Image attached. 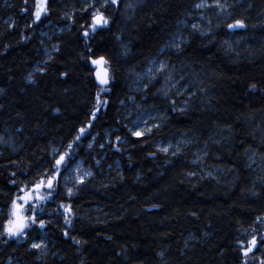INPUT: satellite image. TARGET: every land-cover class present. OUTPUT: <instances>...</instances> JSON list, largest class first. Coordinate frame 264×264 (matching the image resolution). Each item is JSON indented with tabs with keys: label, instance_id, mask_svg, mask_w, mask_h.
<instances>
[{
	"label": "trees",
	"instance_id": "1",
	"mask_svg": "<svg viewBox=\"0 0 264 264\" xmlns=\"http://www.w3.org/2000/svg\"><path fill=\"white\" fill-rule=\"evenodd\" d=\"M200 1L120 0L101 8L110 24L85 40L81 26L94 9H83L93 0H48L36 23L24 0H0V225L18 188L71 153L43 202L45 227L0 237V264L264 262V172L248 162L264 156V0H229L196 30ZM237 20L244 27H227ZM89 56L109 61L106 105L96 103ZM158 60L185 93L170 89L164 70L134 91ZM130 107L157 117L140 139ZM181 139L179 151L157 148ZM76 162L90 174L69 196L65 177Z\"/></svg>",
	"mask_w": 264,
	"mask_h": 264
},
{
	"label": "snow or ice",
	"instance_id": "2",
	"mask_svg": "<svg viewBox=\"0 0 264 264\" xmlns=\"http://www.w3.org/2000/svg\"><path fill=\"white\" fill-rule=\"evenodd\" d=\"M97 2L98 0H93V3L87 4L83 9L84 12H87L88 8L94 9L91 14L90 22L81 26L85 29L82 33L85 40L90 37L91 33H95L97 29H103L109 26L110 20L104 14V12L101 11V8H107L109 5H119L120 0H103V2L100 4V7H96ZM28 3L29 0H24L25 6L22 8V11L26 13L31 12V15L34 18L33 23L39 22L42 16L47 15L48 0H35L34 9H29ZM216 6L221 8L223 7V5L219 3V0H216ZM129 7H132V5H129ZM196 7L201 8L203 5L198 3L196 4ZM227 27L229 29H234L236 27H244V24L242 21L237 20L234 24H228ZM193 28L198 30L197 25L195 24L193 25ZM88 51L92 52V49L89 48ZM88 60L92 66V74L94 75L95 81L101 86L100 91L97 92L96 103L97 105H106L108 101L101 99V93L109 90L107 86L110 84L112 79L109 61L104 56H99L96 58L89 56ZM164 67H166V65L162 64L158 71L163 70ZM149 71H151V69ZM62 75H66V73H62ZM98 111L99 108L96 109V112ZM96 112L92 113L93 119L96 118ZM90 126L91 124H89V127ZM84 133L85 128L82 127L80 129V134L83 135ZM132 136L140 139L142 138L143 133L141 131H133ZM76 139L78 140L80 137L77 136ZM119 139L120 137H117V140ZM69 147H71V145H69ZM163 150L165 152L167 151V149ZM70 155L71 153H65L60 155L58 159H55L52 173L43 174L41 178L31 187L25 185L24 187L18 188L17 194L11 199V203L8 206L9 212L7 219L3 225H0V237L7 236L8 238H19L26 236L28 234L27 229L33 226H38L41 229L45 227V222L40 220L36 215L38 202L52 197L53 192L56 191L55 185L57 184L59 177L62 175V169H66L70 166ZM77 182L83 183V180L78 179ZM13 183L15 184V181H13ZM42 189H47L46 195L42 192ZM67 194L69 196L74 194L72 188L67 189ZM60 207L64 209V213L66 214L65 222L70 224L71 222L68 219V214H70L71 208L66 207L63 204H61ZM29 211L32 213L31 215L27 214ZM64 235L67 236L68 233L65 231ZM76 243H79V241H76ZM257 243L258 242L256 238L253 237L252 240L249 241L248 247L243 250V255L247 256L249 252H251L253 248L256 247ZM31 247L33 249H40L42 244L32 243ZM262 264H264V262H262Z\"/></svg>",
	"mask_w": 264,
	"mask_h": 264
},
{
	"label": "rangeland",
	"instance_id": "3",
	"mask_svg": "<svg viewBox=\"0 0 264 264\" xmlns=\"http://www.w3.org/2000/svg\"><path fill=\"white\" fill-rule=\"evenodd\" d=\"M228 2H229V0H219V3L221 5H223V7L221 8V7L216 6V0H201L199 2V4H202L203 7H201V8L196 7V13H195V20L196 21L194 24L197 25V28H200L199 27L200 21H205L207 19L206 16H208V12H214L216 14H221L222 12H224L226 10ZM179 40H180V38L174 39L171 46L173 48H178L179 47V44H178ZM162 64L166 65V67H164L163 70L165 71V80L169 84L170 89L176 90L179 95L185 93L187 90V87L180 85L182 80L174 77L173 68L168 67L166 62L160 61V60L153 61L151 63L147 72L141 77V81L139 82V84L134 87V91L137 92V91L141 90L143 87L142 82L144 80H146L150 77H154L157 75V73L162 71V70L158 71L161 68ZM150 69H151V71H149ZM126 117L129 118V120H130L129 129H130L131 133L133 131H141L144 135L156 126V124L154 123L156 121V118H157L156 114H153L150 111H146L140 107H137V108L130 107L128 112H127ZM183 145H185V142H184V140L181 139V140H177L175 142H168L166 144H158L157 148L160 149L161 151H164L163 149H167L166 152H169V151L175 152V151H179ZM195 158H196V160H195L196 163L201 162L200 157L196 156ZM248 162H249V165L253 166L254 169L257 170L258 172H264V156L251 154L248 157ZM205 173L208 174V172H205ZM88 175H89L88 170L84 169L83 166L81 165V163L76 162L72 166V168L69 170L67 178L65 177L66 182L68 184V188H70V187L72 188L73 186L77 185L78 179H82L84 182L86 180V178L88 177ZM56 191H57V188H56ZM56 191H54V192H56ZM42 192L46 195L47 189H42ZM46 200H48V199H46ZM46 200H44V201H46ZM44 201L38 202V207L36 209V215L38 218L40 216V213H42V205H43ZM8 212H9V210H8ZM27 214L31 215L32 213L29 211ZM7 216H8V214H7ZM31 228H29L27 230H30Z\"/></svg>",
	"mask_w": 264,
	"mask_h": 264
}]
</instances>
